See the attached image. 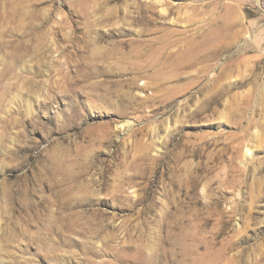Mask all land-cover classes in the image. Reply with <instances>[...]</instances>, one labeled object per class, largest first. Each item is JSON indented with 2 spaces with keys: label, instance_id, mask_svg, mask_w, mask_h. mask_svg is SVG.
<instances>
[{
  "label": "rangeland",
  "instance_id": "rangeland-1",
  "mask_svg": "<svg viewBox=\"0 0 264 264\" xmlns=\"http://www.w3.org/2000/svg\"><path fill=\"white\" fill-rule=\"evenodd\" d=\"M0 264H264V0H0Z\"/></svg>",
  "mask_w": 264,
  "mask_h": 264
}]
</instances>
